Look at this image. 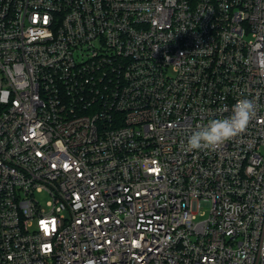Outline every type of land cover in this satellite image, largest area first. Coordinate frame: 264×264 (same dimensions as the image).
<instances>
[{
    "label": "built area",
    "instance_id": "1",
    "mask_svg": "<svg viewBox=\"0 0 264 264\" xmlns=\"http://www.w3.org/2000/svg\"><path fill=\"white\" fill-rule=\"evenodd\" d=\"M0 264H264V0H0Z\"/></svg>",
    "mask_w": 264,
    "mask_h": 264
},
{
    "label": "clouds",
    "instance_id": "2",
    "mask_svg": "<svg viewBox=\"0 0 264 264\" xmlns=\"http://www.w3.org/2000/svg\"><path fill=\"white\" fill-rule=\"evenodd\" d=\"M255 110L251 100L240 99L231 109L227 118L212 119L206 125L199 126L198 130L187 138V150L215 149L242 133L254 117Z\"/></svg>",
    "mask_w": 264,
    "mask_h": 264
},
{
    "label": "rangeland",
    "instance_id": "3",
    "mask_svg": "<svg viewBox=\"0 0 264 264\" xmlns=\"http://www.w3.org/2000/svg\"><path fill=\"white\" fill-rule=\"evenodd\" d=\"M40 200L42 201L43 204H46V201L48 200V198L45 195H41Z\"/></svg>",
    "mask_w": 264,
    "mask_h": 264
}]
</instances>
